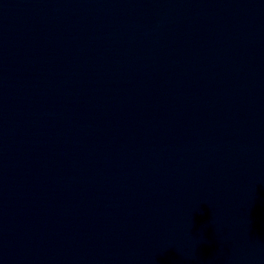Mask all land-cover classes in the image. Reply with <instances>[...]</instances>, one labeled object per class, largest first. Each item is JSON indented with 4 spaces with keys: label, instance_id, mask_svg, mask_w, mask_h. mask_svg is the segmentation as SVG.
Here are the masks:
<instances>
[{
    "label": "water",
    "instance_id": "obj_1",
    "mask_svg": "<svg viewBox=\"0 0 264 264\" xmlns=\"http://www.w3.org/2000/svg\"><path fill=\"white\" fill-rule=\"evenodd\" d=\"M0 264H264V0H0Z\"/></svg>",
    "mask_w": 264,
    "mask_h": 264
}]
</instances>
